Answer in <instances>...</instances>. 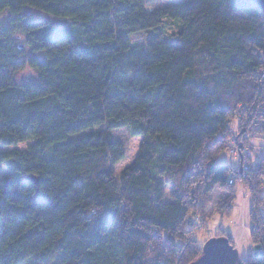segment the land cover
Here are the masks:
<instances>
[{
	"label": "trees",
	"instance_id": "1",
	"mask_svg": "<svg viewBox=\"0 0 264 264\" xmlns=\"http://www.w3.org/2000/svg\"><path fill=\"white\" fill-rule=\"evenodd\" d=\"M154 1L0 0V264H190L189 218L242 186L261 249L239 264H264V157L218 163L264 138V14L252 0ZM166 20L180 21L170 36ZM124 126L142 140L118 175Z\"/></svg>",
	"mask_w": 264,
	"mask_h": 264
},
{
	"label": "rangeland",
	"instance_id": "2",
	"mask_svg": "<svg viewBox=\"0 0 264 264\" xmlns=\"http://www.w3.org/2000/svg\"><path fill=\"white\" fill-rule=\"evenodd\" d=\"M172 2H174V0H156L152 2L148 9L151 10L159 6H166ZM179 23L180 21L178 20H166L158 32L170 36L178 31ZM149 35V33L136 34L132 37V42L134 44H140ZM34 76V71L25 70L18 75V80L27 81L33 79ZM237 128L238 120L235 119L232 124L231 135H229L231 142L233 143L236 142V140L234 139L235 136L232 135V133H235L236 135L238 131ZM113 137L114 139L123 142L126 148V157L115 166L116 173L119 175L123 169H125L134 161L142 138L133 135L127 126L115 129L113 131ZM32 144V141H28L17 146L5 148L3 150H25ZM237 147L240 148L241 145ZM246 153L251 156L250 158L253 159L254 163L263 158L264 138H253L251 141H246L245 154ZM241 159L242 157L240 156L236 157L229 152H224L219 157L218 163H228L239 169L242 161ZM3 170L4 173H6V170ZM166 190V200L169 201L171 199L172 192L171 186L167 187ZM233 195L234 194L232 191L220 189L214 190V192H212L210 195L211 204L207 207L206 213L203 216H200V219L195 217L189 218L188 224L191 228L189 236L191 239L196 240L198 244L203 247L205 242L210 238L217 237L219 235H227L232 239L234 246L238 249L240 260H246L256 251L251 238V192L249 189H247V187L242 186L236 197L232 199ZM229 202H234L233 209L228 210L227 204ZM261 212L264 216V205L261 207Z\"/></svg>",
	"mask_w": 264,
	"mask_h": 264
},
{
	"label": "water",
	"instance_id": "3",
	"mask_svg": "<svg viewBox=\"0 0 264 264\" xmlns=\"http://www.w3.org/2000/svg\"><path fill=\"white\" fill-rule=\"evenodd\" d=\"M262 10L264 14V0H252ZM28 180L39 183V178L30 175ZM260 245L255 246V250L259 251ZM240 254L238 249L231 243V240L226 236H217L210 238L202 247V254L190 264H239Z\"/></svg>",
	"mask_w": 264,
	"mask_h": 264
},
{
	"label": "built area",
	"instance_id": "4",
	"mask_svg": "<svg viewBox=\"0 0 264 264\" xmlns=\"http://www.w3.org/2000/svg\"><path fill=\"white\" fill-rule=\"evenodd\" d=\"M230 152H231V154L232 155H234V156H236V157H239V156H241V154H244L245 152H246V149L245 148H239V147H237V148H232L231 150H230ZM249 168H250V166L249 165H245L244 166V170H249ZM230 183L231 184H233L234 183V181H233V179H231L230 180ZM242 188V187H241Z\"/></svg>",
	"mask_w": 264,
	"mask_h": 264
},
{
	"label": "bare ground",
	"instance_id": "5",
	"mask_svg": "<svg viewBox=\"0 0 264 264\" xmlns=\"http://www.w3.org/2000/svg\"><path fill=\"white\" fill-rule=\"evenodd\" d=\"M240 148H242V146Z\"/></svg>",
	"mask_w": 264,
	"mask_h": 264
}]
</instances>
